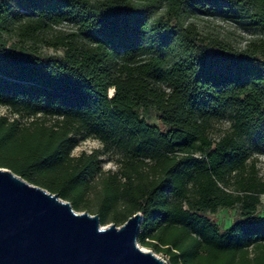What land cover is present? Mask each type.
<instances>
[{"label":"trees","instance_id":"obj_1","mask_svg":"<svg viewBox=\"0 0 264 264\" xmlns=\"http://www.w3.org/2000/svg\"><path fill=\"white\" fill-rule=\"evenodd\" d=\"M191 9L258 36H203ZM0 107V166L103 225L142 212L138 241L169 264H264V0H0ZM87 138L102 148L74 155Z\"/></svg>","mask_w":264,"mask_h":264},{"label":"water","instance_id":"obj_2","mask_svg":"<svg viewBox=\"0 0 264 264\" xmlns=\"http://www.w3.org/2000/svg\"><path fill=\"white\" fill-rule=\"evenodd\" d=\"M103 225L59 193L0 166V264H169L138 244L143 220Z\"/></svg>","mask_w":264,"mask_h":264},{"label":"rangeland","instance_id":"obj_3","mask_svg":"<svg viewBox=\"0 0 264 264\" xmlns=\"http://www.w3.org/2000/svg\"><path fill=\"white\" fill-rule=\"evenodd\" d=\"M185 21L193 22L194 24H196L203 36L225 38L238 47L246 46L249 41L258 36L256 30L252 29L251 27H246L237 19L233 18L228 11L222 9L213 11L211 13H201L191 9L185 16ZM60 28L70 29L72 28V25L66 23ZM42 51L49 55H62L64 52L61 48H56L49 45H43ZM111 90L112 89H110V93H112ZM0 113L13 117L12 112L5 107H0ZM144 115L150 122L156 123L162 128H165L160 119H158L157 113L155 111L144 112ZM228 127V120L219 121L215 123L212 129V134L214 136H219L224 133L228 129ZM98 148H102V144L98 139L87 138L79 142L77 147L73 150V154L79 155L82 152L90 153L94 149ZM101 158L103 169L109 170L116 168L114 162L108 160L107 157L102 156ZM252 159L256 160L257 167L259 169V175L264 178V150L253 151ZM259 212L264 215V195L262 196V202L259 205ZM210 216L215 219L221 225L222 228H226L229 227L233 223V221L239 216V208H222L217 213L210 214ZM138 244L144 250H152L149 246H145L139 241ZM155 253L166 259L164 253Z\"/></svg>","mask_w":264,"mask_h":264},{"label":"bare ground","instance_id":"obj_4","mask_svg":"<svg viewBox=\"0 0 264 264\" xmlns=\"http://www.w3.org/2000/svg\"><path fill=\"white\" fill-rule=\"evenodd\" d=\"M111 91H112V93H113V89H112Z\"/></svg>","mask_w":264,"mask_h":264}]
</instances>
